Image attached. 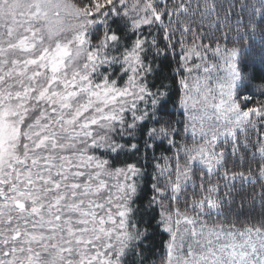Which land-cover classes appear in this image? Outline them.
Masks as SVG:
<instances>
[{
	"label": "snow or ice",
	"instance_id": "obj_1",
	"mask_svg": "<svg viewBox=\"0 0 264 264\" xmlns=\"http://www.w3.org/2000/svg\"><path fill=\"white\" fill-rule=\"evenodd\" d=\"M0 264H264V0H0Z\"/></svg>",
	"mask_w": 264,
	"mask_h": 264
}]
</instances>
